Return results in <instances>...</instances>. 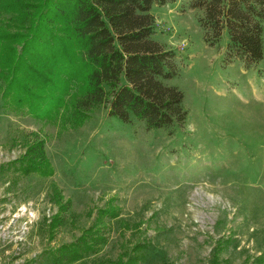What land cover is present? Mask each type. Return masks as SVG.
<instances>
[{
  "label": "rangeland",
  "instance_id": "obj_1",
  "mask_svg": "<svg viewBox=\"0 0 264 264\" xmlns=\"http://www.w3.org/2000/svg\"><path fill=\"white\" fill-rule=\"evenodd\" d=\"M151 14L153 39L175 53L166 84L183 92L188 111L173 134L123 123L108 106L82 125L66 108L37 117L4 102L0 78L3 264H51L49 252L93 229L102 211L94 228L106 227L108 243L74 264H118L141 244L149 246L140 251L145 264H264V23L263 58L246 68L230 58L226 30L205 41L204 11L192 0L154 5ZM16 17L3 16L9 32H29L28 19ZM34 134L45 140L48 176L14 164Z\"/></svg>",
  "mask_w": 264,
  "mask_h": 264
},
{
  "label": "trees",
  "instance_id": "obj_2",
  "mask_svg": "<svg viewBox=\"0 0 264 264\" xmlns=\"http://www.w3.org/2000/svg\"><path fill=\"white\" fill-rule=\"evenodd\" d=\"M175 1L42 0L34 4L0 0V78L7 84L4 102L26 106L37 117L45 109L66 108L73 125H82L94 108L108 106L110 116L123 123L137 119L149 130L165 129L173 134L186 123L188 111L183 92L166 84L176 76L175 53L153 39L151 10L154 5ZM192 7L204 11L199 21L207 43H217L226 30L230 58H240L246 68L262 60L264 0H192ZM5 13L27 18L31 36L9 32ZM17 43H22L19 54ZM76 87L82 94L71 97ZM38 105L46 106L40 110ZM34 136L14 164L21 165L24 175L39 172L48 176L53 170L45 140ZM107 213L101 212L94 227ZM94 227L76 241L50 251L51 264H74L105 246L106 227ZM148 247L135 246V252L117 263L145 264L148 259L140 251Z\"/></svg>",
  "mask_w": 264,
  "mask_h": 264
},
{
  "label": "crops",
  "instance_id": "obj_3",
  "mask_svg": "<svg viewBox=\"0 0 264 264\" xmlns=\"http://www.w3.org/2000/svg\"><path fill=\"white\" fill-rule=\"evenodd\" d=\"M0 264H3V259L0 257Z\"/></svg>",
  "mask_w": 264,
  "mask_h": 264
}]
</instances>
